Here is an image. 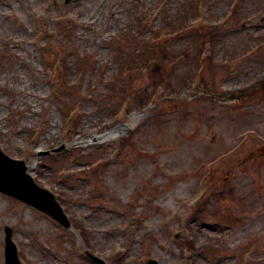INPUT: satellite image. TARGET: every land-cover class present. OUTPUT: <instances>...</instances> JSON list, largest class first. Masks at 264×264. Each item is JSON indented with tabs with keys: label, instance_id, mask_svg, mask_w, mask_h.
<instances>
[{
	"label": "rangeland",
	"instance_id": "rangeland-1",
	"mask_svg": "<svg viewBox=\"0 0 264 264\" xmlns=\"http://www.w3.org/2000/svg\"><path fill=\"white\" fill-rule=\"evenodd\" d=\"M0 149L74 227L0 192V264H264V0H0Z\"/></svg>",
	"mask_w": 264,
	"mask_h": 264
},
{
	"label": "water",
	"instance_id": "water-1",
	"mask_svg": "<svg viewBox=\"0 0 264 264\" xmlns=\"http://www.w3.org/2000/svg\"><path fill=\"white\" fill-rule=\"evenodd\" d=\"M20 163L24 164L23 162L9 158L0 150V166L4 172V174L0 176V191L14 195L17 198L37 206L58 219L64 225L70 227L71 223L54 193L36 184L33 178L25 173V166L22 171H15L13 165ZM6 234V262L7 264H21L17 255L16 245L12 241V230L7 228ZM89 255L96 262L104 263V260L101 258L93 254ZM148 264L158 263L155 260H151Z\"/></svg>",
	"mask_w": 264,
	"mask_h": 264
}]
</instances>
